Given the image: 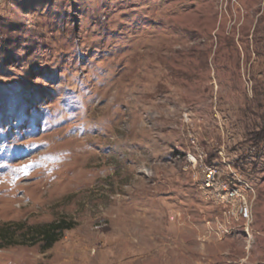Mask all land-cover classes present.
Returning a JSON list of instances; mask_svg holds the SVG:
<instances>
[{
  "label": "rangeland",
  "instance_id": "1",
  "mask_svg": "<svg viewBox=\"0 0 264 264\" xmlns=\"http://www.w3.org/2000/svg\"><path fill=\"white\" fill-rule=\"evenodd\" d=\"M62 220L47 251L26 233ZM17 224L0 264H264V0H0Z\"/></svg>",
  "mask_w": 264,
  "mask_h": 264
},
{
  "label": "trees",
  "instance_id": "2",
  "mask_svg": "<svg viewBox=\"0 0 264 264\" xmlns=\"http://www.w3.org/2000/svg\"><path fill=\"white\" fill-rule=\"evenodd\" d=\"M74 227V223L62 220L40 227H30L27 229L26 233H31L33 235V242L35 243L36 241V243H42L43 250L47 251L61 239L66 231L72 230ZM24 228L23 224L1 227L0 236L7 242L6 246L17 244L16 241H13L12 233L17 230H23Z\"/></svg>",
  "mask_w": 264,
  "mask_h": 264
},
{
  "label": "built area",
  "instance_id": "3",
  "mask_svg": "<svg viewBox=\"0 0 264 264\" xmlns=\"http://www.w3.org/2000/svg\"><path fill=\"white\" fill-rule=\"evenodd\" d=\"M216 175L218 177V182L215 180ZM224 183L225 184H222L221 182V171H217V169L216 171L207 169V173L205 174L204 178V188L211 193L217 189L216 194L218 199L224 200L225 203H228L232 206H238L241 217L245 220H249L250 208L245 195L239 189H232L229 185V183L232 184L231 181H224Z\"/></svg>",
  "mask_w": 264,
  "mask_h": 264
}]
</instances>
